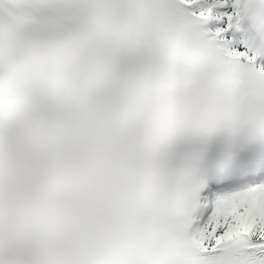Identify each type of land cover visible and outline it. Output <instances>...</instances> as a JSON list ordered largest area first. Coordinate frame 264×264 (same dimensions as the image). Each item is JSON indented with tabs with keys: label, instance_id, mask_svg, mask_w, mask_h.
<instances>
[{
	"label": "snow or ice",
	"instance_id": "obj_1",
	"mask_svg": "<svg viewBox=\"0 0 264 264\" xmlns=\"http://www.w3.org/2000/svg\"><path fill=\"white\" fill-rule=\"evenodd\" d=\"M0 264H264V0H0Z\"/></svg>",
	"mask_w": 264,
	"mask_h": 264
}]
</instances>
